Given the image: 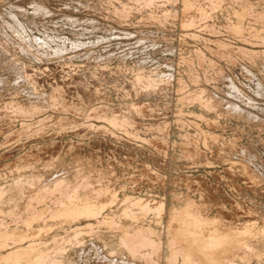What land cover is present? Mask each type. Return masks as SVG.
<instances>
[{
	"label": "rangeland",
	"instance_id": "374dc122",
	"mask_svg": "<svg viewBox=\"0 0 264 264\" xmlns=\"http://www.w3.org/2000/svg\"><path fill=\"white\" fill-rule=\"evenodd\" d=\"M261 12L264 0H0V231L24 234L0 257L183 264L169 215L188 201L219 227L264 230ZM61 178L78 206L104 199L107 218L93 204L51 217L64 190L26 207L30 180ZM137 232L150 241L135 253ZM253 243L248 263L264 264Z\"/></svg>",
	"mask_w": 264,
	"mask_h": 264
},
{
	"label": "bare ground",
	"instance_id": "6f19581e",
	"mask_svg": "<svg viewBox=\"0 0 264 264\" xmlns=\"http://www.w3.org/2000/svg\"><path fill=\"white\" fill-rule=\"evenodd\" d=\"M258 20L264 26V12H261L258 15ZM194 96H192V97H194ZM248 178L254 180V176L252 177L251 174L248 175ZM256 180H257V178H256ZM34 183H35L34 180H30V182L28 183V186L31 187V189H33V190L29 196L27 195L29 197V199L26 202V205H28L26 207H29L31 202H33V201H40L45 196L46 193L48 194V193H50L52 191H56V190H59V191L64 190L62 197H64V196L70 197L71 196L72 198L68 199V201L70 200L69 203H67L66 205L63 204L64 205L63 207H58V208H55V209L49 210V211L48 210H38L33 214L32 218H40L44 213H46L48 211L50 213L51 217L60 218V219H64L67 221L70 219L69 221H71L72 219H75L79 216L84 215V212H83L81 206L82 205H89V204H93V205L97 206L96 210L93 209L92 213H98V215H99L98 217H100V218H107V215L110 214V213L104 214L105 213L104 212L105 203H104V199H102V198L96 200V202H94V203L87 200V201H84L80 206H78L80 202L76 199V196H75L76 194L74 195V193L69 194L66 192V189L64 187L65 182H64V180H62V178L57 180L56 182H52L54 184L53 185L51 184L52 185L51 187H46V188L42 187V189L35 187ZM49 184H50V182H49ZM22 185L23 184L19 183L18 181L13 183L12 187L14 189H12L10 197H14V200L12 198H8V200L10 202H12V203L16 202L17 199H16L15 195L18 194V191L20 192V190L23 189ZM2 189H3V186L0 185V196L5 193L2 191ZM22 196H23V194H22ZM96 196L99 197V196H101V194L98 192V193H96ZM115 197H116V195L113 194V196L111 197V200L115 201L116 200ZM127 200H130V198L125 197L123 199V201H127ZM131 201L133 203H137V201H133V198H132V200H130V202ZM60 202H61V198L59 200V204H60ZM188 205H189L188 207L187 206L183 207L182 210L180 208V211H177V212L172 211V214L170 213L171 215H169V216H171L170 217L171 222L173 220L176 221V223H175L176 226L173 227L174 231H172L173 234H171L172 235L171 245H170L172 247V249H171L172 251L170 252L171 253L170 260H172L171 262L176 261L177 256H181L183 264H235V259L237 257L241 256L244 259L245 264H249L248 260H250V257H256L259 255V251L256 248L255 249L257 251L256 250L254 251L250 247L255 245L253 243L254 240L264 241V230H262L260 227H258V228H244L241 233H238V231L235 229L231 230L230 228H227V227H225V228L219 227L216 224L212 223V221H210L211 218L204 216L202 214V212L200 211V209H198L197 207H194L192 205L191 201H188ZM6 210H8V209H6ZM23 214H25V213L23 212ZM0 219H2V217H0ZM12 221H15V220H12ZM170 221H169V224L171 223ZM8 224H10V223H7L6 225H8ZM2 229H4V228H2ZM41 229H42V227H41ZM24 233H26V232H24ZM23 235L21 234V235L15 236L14 234H12V232L8 233V231H6V230L0 231V247L5 246L7 239H12V240L16 241V240L23 239L24 238ZM148 240L149 239H147L141 232H137V233H134V235H132L129 238L125 237L124 243L126 244V247L129 249V251L135 252L139 247H141L140 245L143 246L144 244H147L150 241V240L149 241ZM58 241H59V238H58ZM169 241H170V239H169ZM151 243L153 244V242H151ZM52 249H53V247H52ZM59 249L60 248H58V250ZM58 252L56 251V253H58ZM59 253H61V252H59ZM42 255H43V253H39L36 256H33L32 254H29V252L14 251L7 256H4V257L1 256L0 257V264H46V263L54 264V263H56V261L54 259H53L54 261L51 259L49 262H46L48 259L45 258L44 256H43L44 257L43 258ZM44 259H47V260L45 261ZM57 261H58L57 264H59V260H57ZM60 264H62V263H60Z\"/></svg>",
	"mask_w": 264,
	"mask_h": 264
}]
</instances>
